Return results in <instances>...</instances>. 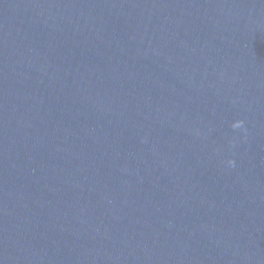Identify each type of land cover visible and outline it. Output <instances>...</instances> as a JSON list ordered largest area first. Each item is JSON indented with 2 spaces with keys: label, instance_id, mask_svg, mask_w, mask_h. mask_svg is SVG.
Returning <instances> with one entry per match:
<instances>
[{
  "label": "water",
  "instance_id": "water-1",
  "mask_svg": "<svg viewBox=\"0 0 264 264\" xmlns=\"http://www.w3.org/2000/svg\"><path fill=\"white\" fill-rule=\"evenodd\" d=\"M0 264H264V0H0Z\"/></svg>",
  "mask_w": 264,
  "mask_h": 264
},
{
  "label": "clouds",
  "instance_id": "clouds-1",
  "mask_svg": "<svg viewBox=\"0 0 264 264\" xmlns=\"http://www.w3.org/2000/svg\"><path fill=\"white\" fill-rule=\"evenodd\" d=\"M232 128H234V129H243V121H241V120H236V121H234L233 123H232ZM228 164L229 165H232L233 164V161H231V160H229L228 161Z\"/></svg>",
  "mask_w": 264,
  "mask_h": 264
}]
</instances>
